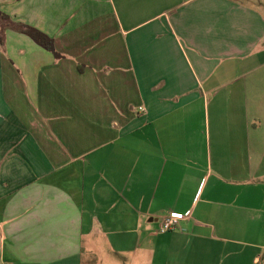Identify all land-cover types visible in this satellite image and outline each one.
<instances>
[{"label":"crops","instance_id":"1","mask_svg":"<svg viewBox=\"0 0 264 264\" xmlns=\"http://www.w3.org/2000/svg\"><path fill=\"white\" fill-rule=\"evenodd\" d=\"M0 13V264H264V0Z\"/></svg>","mask_w":264,"mask_h":264},{"label":"built area","instance_id":"2","mask_svg":"<svg viewBox=\"0 0 264 264\" xmlns=\"http://www.w3.org/2000/svg\"><path fill=\"white\" fill-rule=\"evenodd\" d=\"M190 217L191 212L189 210L185 212H168L159 219V230L164 232L179 228V222Z\"/></svg>","mask_w":264,"mask_h":264},{"label":"trees","instance_id":"3","mask_svg":"<svg viewBox=\"0 0 264 264\" xmlns=\"http://www.w3.org/2000/svg\"><path fill=\"white\" fill-rule=\"evenodd\" d=\"M0 15H3V14L0 13ZM24 31H26L32 37L37 39L41 45H43L44 47H47V48L50 49V43L51 42H50L49 38L45 34H43L42 32H39L37 30H34V29L30 28V27H26L24 29Z\"/></svg>","mask_w":264,"mask_h":264},{"label":"rangeland","instance_id":"4","mask_svg":"<svg viewBox=\"0 0 264 264\" xmlns=\"http://www.w3.org/2000/svg\"><path fill=\"white\" fill-rule=\"evenodd\" d=\"M1 40H2V39L0 38V42H1Z\"/></svg>","mask_w":264,"mask_h":264}]
</instances>
